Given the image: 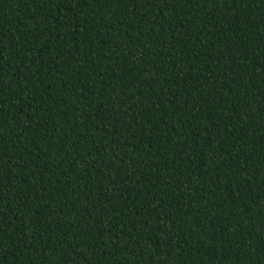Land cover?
Returning a JSON list of instances; mask_svg holds the SVG:
<instances>
[{"label":"trees","instance_id":"16d2710c","mask_svg":"<svg viewBox=\"0 0 264 264\" xmlns=\"http://www.w3.org/2000/svg\"><path fill=\"white\" fill-rule=\"evenodd\" d=\"M0 264H264V0H0Z\"/></svg>","mask_w":264,"mask_h":264}]
</instances>
